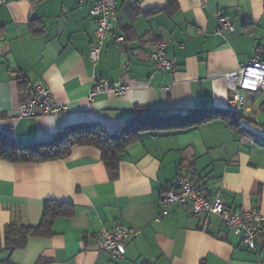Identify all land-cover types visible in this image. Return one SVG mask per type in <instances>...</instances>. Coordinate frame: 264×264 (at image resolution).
Listing matches in <instances>:
<instances>
[{"label":"crops","instance_id":"0c3cea01","mask_svg":"<svg viewBox=\"0 0 264 264\" xmlns=\"http://www.w3.org/2000/svg\"><path fill=\"white\" fill-rule=\"evenodd\" d=\"M98 1L0 5V133L30 144L83 122L115 132L139 107L236 109L242 130L216 119L182 131H143L121 154L117 177L95 147L74 146L67 158L47 162L0 159L2 238L11 223L38 227L46 201L74 208L72 216L54 221L50 235L30 237L24 249L2 250L0 264H264V232L248 249L217 216H197L183 205L161 215L162 193L181 176L209 197L219 192L232 212L264 214V144L258 140H264V94L242 91L238 108L225 77L263 51L264 0H117V20L94 65L91 11ZM219 15L234 29H220ZM32 21L41 33L33 32ZM119 36L127 40L119 44ZM160 43L175 72H156L150 55ZM95 75L124 78L129 90L91 101ZM36 79L65 112L18 116ZM116 224L141 231L121 261L100 244L101 229Z\"/></svg>","mask_w":264,"mask_h":264},{"label":"built area","instance_id":"2783aa9c","mask_svg":"<svg viewBox=\"0 0 264 264\" xmlns=\"http://www.w3.org/2000/svg\"><path fill=\"white\" fill-rule=\"evenodd\" d=\"M5 0H0V5ZM91 14L96 22V42L90 52V62L96 65L101 58V52L105 41L112 33L114 23L117 20V0H99L93 7ZM220 29H234L230 19L225 16H218ZM202 33L203 30L198 28ZM125 38L119 36L116 42L121 44ZM167 45L160 43L150 55L155 64L157 73L166 71L175 72L176 63L167 58ZM229 93L238 108L243 105L244 96L239 92L264 94V49L254 56L248 63L239 65L236 71L225 75ZM129 90L125 79L117 82L100 79L98 75L93 76V87L89 99L94 101L95 97L101 94L123 96ZM66 111L65 106L55 102L54 95L41 79L33 83L32 98L22 103L18 110L20 118L40 117L45 115L60 114ZM173 205L189 206L197 216H217L225 223L229 232L241 237L242 243L248 249H255L262 239L264 232V214L256 210L232 212L223 200L220 193L216 192L212 197L207 196L188 177L182 176L177 186L162 193L161 215L169 213V207ZM139 229L116 224L112 228H103L100 231L101 249L115 261L124 260L128 243L140 234Z\"/></svg>","mask_w":264,"mask_h":264},{"label":"trees","instance_id":"16d2710c","mask_svg":"<svg viewBox=\"0 0 264 264\" xmlns=\"http://www.w3.org/2000/svg\"><path fill=\"white\" fill-rule=\"evenodd\" d=\"M31 1L37 3L43 0ZM33 24L36 23L32 21L34 33L43 31V28H35ZM216 119L227 121L239 132L242 130L239 126L242 115L236 109L194 108L180 110L139 107L136 110V116L115 132L107 130L99 122H83L68 125L52 138L30 144L18 143L11 135L0 133V159L11 163L47 162L67 158L74 146L95 147L101 151L103 160L114 173V177H117L121 154L130 144L138 141L141 132L182 131ZM258 140L264 144V140ZM73 214L74 208L71 204L53 200L46 201L43 218L38 227L16 223H11L6 227L3 238L0 234V252L24 249L30 237L50 235L52 225L57 218Z\"/></svg>","mask_w":264,"mask_h":264},{"label":"rangeland","instance_id":"374dc122","mask_svg":"<svg viewBox=\"0 0 264 264\" xmlns=\"http://www.w3.org/2000/svg\"><path fill=\"white\" fill-rule=\"evenodd\" d=\"M239 93H240V94H242V92H241V91H240ZM242 95H243V94H242Z\"/></svg>","mask_w":264,"mask_h":264}]
</instances>
